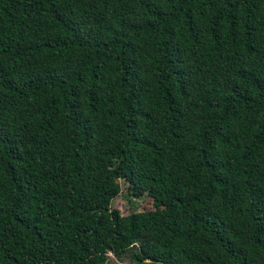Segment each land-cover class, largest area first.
I'll return each instance as SVG.
<instances>
[{
    "label": "trees",
    "instance_id": "16d2710c",
    "mask_svg": "<svg viewBox=\"0 0 264 264\" xmlns=\"http://www.w3.org/2000/svg\"><path fill=\"white\" fill-rule=\"evenodd\" d=\"M109 252L264 264V0H0V264Z\"/></svg>",
    "mask_w": 264,
    "mask_h": 264
},
{
    "label": "rangeland",
    "instance_id": "374dc122",
    "mask_svg": "<svg viewBox=\"0 0 264 264\" xmlns=\"http://www.w3.org/2000/svg\"><path fill=\"white\" fill-rule=\"evenodd\" d=\"M114 182L117 185V189L113 191L110 199L111 208L119 210L121 214L152 209V202L148 196L143 194L140 197H136V195L130 194V189L123 179H117ZM108 255L111 264H133L129 257L119 259L115 258L111 253H108Z\"/></svg>",
    "mask_w": 264,
    "mask_h": 264
},
{
    "label": "clouds",
    "instance_id": "9594fccd",
    "mask_svg": "<svg viewBox=\"0 0 264 264\" xmlns=\"http://www.w3.org/2000/svg\"><path fill=\"white\" fill-rule=\"evenodd\" d=\"M109 253H111V252H109ZM112 254V253H111Z\"/></svg>",
    "mask_w": 264,
    "mask_h": 264
}]
</instances>
